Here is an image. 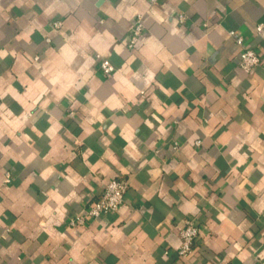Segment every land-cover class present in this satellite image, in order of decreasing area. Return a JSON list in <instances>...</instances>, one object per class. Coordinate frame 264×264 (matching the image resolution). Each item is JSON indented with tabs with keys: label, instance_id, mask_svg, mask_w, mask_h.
Wrapping results in <instances>:
<instances>
[{
	"label": "crops",
	"instance_id": "1",
	"mask_svg": "<svg viewBox=\"0 0 264 264\" xmlns=\"http://www.w3.org/2000/svg\"><path fill=\"white\" fill-rule=\"evenodd\" d=\"M0 264H264V0H0Z\"/></svg>",
	"mask_w": 264,
	"mask_h": 264
},
{
	"label": "built area",
	"instance_id": "2",
	"mask_svg": "<svg viewBox=\"0 0 264 264\" xmlns=\"http://www.w3.org/2000/svg\"><path fill=\"white\" fill-rule=\"evenodd\" d=\"M157 2L158 0H153ZM185 16H180V21H185ZM55 25L58 27L61 25V22L56 21ZM142 20L139 19L135 26L132 29L130 36L129 46L132 48L139 39L143 31ZM262 26H259L261 29ZM230 34L236 39L238 44L242 47L239 54V66L243 68L246 72H253L257 66L262 62L260 54L247 46L245 44V39L242 34L237 33L235 30H230ZM100 69L105 74H110L115 70V66L107 58L103 59L100 62ZM12 179V174L7 172L6 181L10 182ZM129 183L124 178H114L111 181L107 182L105 185L104 192L86 203V211L83 215L75 216L71 218L70 225H87L89 221L94 219L101 218L104 215L115 213L123 205L125 195L128 191ZM200 233V227L196 221L188 217L185 221V225L180 231V236L182 239L181 245L178 248V256L180 258L186 259L189 258L194 252L195 243L198 239Z\"/></svg>",
	"mask_w": 264,
	"mask_h": 264
}]
</instances>
